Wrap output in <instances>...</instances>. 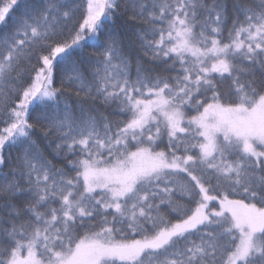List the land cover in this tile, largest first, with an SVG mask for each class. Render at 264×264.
Masks as SVG:
<instances>
[{"label": "snow or ice", "instance_id": "obj_1", "mask_svg": "<svg viewBox=\"0 0 264 264\" xmlns=\"http://www.w3.org/2000/svg\"><path fill=\"white\" fill-rule=\"evenodd\" d=\"M0 264H264V0H0Z\"/></svg>", "mask_w": 264, "mask_h": 264}]
</instances>
